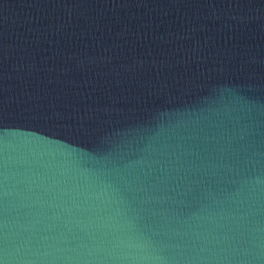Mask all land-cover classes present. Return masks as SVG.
<instances>
[{"label": "water", "instance_id": "1", "mask_svg": "<svg viewBox=\"0 0 264 264\" xmlns=\"http://www.w3.org/2000/svg\"><path fill=\"white\" fill-rule=\"evenodd\" d=\"M0 264H264V0H0Z\"/></svg>", "mask_w": 264, "mask_h": 264}]
</instances>
